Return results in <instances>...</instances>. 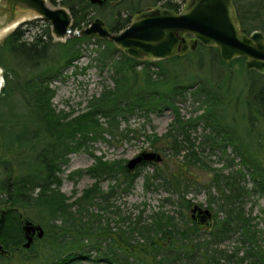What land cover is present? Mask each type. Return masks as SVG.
<instances>
[{
    "label": "trees",
    "instance_id": "16d2710c",
    "mask_svg": "<svg viewBox=\"0 0 264 264\" xmlns=\"http://www.w3.org/2000/svg\"><path fill=\"white\" fill-rule=\"evenodd\" d=\"M49 2L68 9L72 29L87 26L96 17L92 11H98L105 19L106 14L101 12L103 7L90 0ZM232 3L242 32L248 34L254 29L264 32V15L260 12L264 0H232ZM163 6L178 12L182 4L167 0ZM136 13L140 11L117 10L111 16V24L106 23V19L105 23L109 30L117 32L125 28ZM23 32L20 27L14 29L0 44V66L4 70V86L0 90V165L4 172L0 177V211L8 206L0 243L7 253L22 250L33 253L20 255L12 262L7 253L0 254V264H68L77 258L90 257L92 250L96 260L107 264H217L221 258L229 260L234 255L216 247L232 231H239L242 241L248 242L239 260L249 257L250 264H264L259 231L242 208L234 204L248 193L258 192L264 196V74L247 69L245 57L222 60L218 48L212 45L200 44L184 54L150 60L128 56L112 42L98 37L76 36L66 38L65 42H54L49 26L29 41L23 38ZM90 39L96 45L101 67L108 66L111 70L114 84L93 95L83 112L71 116L53 107L55 91L50 84L65 66L80 58L82 43ZM204 55L225 69L218 75L223 91L213 82L207 87L209 81L203 77L193 81L190 71L184 69L179 73L178 66ZM20 64L22 69H29L25 76L18 71ZM234 65L237 67L227 71V67ZM34 69L37 71L33 72ZM236 71L246 74V79L236 86L240 87L241 95L233 98L228 96L229 88L225 80L221 81V76L223 73V76H231ZM193 86L196 87L191 93L199 101L202 112L185 118L175 103ZM234 100L243 103L246 109L242 129L226 119L225 109ZM164 108H169L174 116L166 132L162 136L156 133L146 136L154 147L163 141L173 158L181 154V160H177L176 171L167 177L156 163H151L154 169L145 176V185L152 183L151 178L163 180L165 187L178 197L179 213L192 205L191 199L186 197L189 186L186 172L199 161L190 131L203 123L208 129L205 141L210 148L225 152L228 146L232 147L234 155L226 165L239 157L236 163L241 167L235 173L215 172L212 177L211 185L219 192L213 200L221 201L218 208L224 216L217 219L214 216L211 230H205L191 215L177 222L173 213L160 209L153 210L148 221L141 219V215L135 219L121 218L113 197L118 187L123 190L132 187L141 166L128 172L119 160L109 162L100 155L94 156L93 164L85 170L94 182L68 201L59 189V174L69 160V153L86 148L91 141L104 139L105 134L116 140L124 139L130 132L137 131L128 125L132 115L140 113L148 121L151 113ZM121 122H125L122 128ZM2 149L14 152V156L11 157L10 152L7 156ZM7 157L12 170L6 163ZM246 173L253 183L250 189L239 181ZM102 179L112 182L106 190L100 186ZM19 209L31 212L30 216L44 229L43 237L35 240L40 242L38 248L35 241L29 248L22 247L25 238ZM107 212L120 217L116 226H110ZM123 222L126 226L122 227Z\"/></svg>",
    "mask_w": 264,
    "mask_h": 264
},
{
    "label": "rangeland",
    "instance_id": "374dc122",
    "mask_svg": "<svg viewBox=\"0 0 264 264\" xmlns=\"http://www.w3.org/2000/svg\"><path fill=\"white\" fill-rule=\"evenodd\" d=\"M166 1L167 0H107L99 7H103L101 12L106 14V23L111 24V16L115 15L117 10L126 13L134 10L141 12L146 6L163 8V4ZM172 1L182 4V9L190 0ZM47 2L52 7L64 6L61 4L54 5L50 3L49 0H47ZM260 12L264 15V8L261 9ZM92 14L94 16L96 15V17H101L105 21V19L99 15L98 11H92ZM0 23H3V26L0 27V44H2L3 39L9 33L18 27L23 29V38L27 41L31 40L34 34L44 33L47 26H49L51 33L50 25L47 21L37 17L35 13L24 10V8L10 6L6 0H0ZM52 38L54 42H65L68 37L57 39L52 35ZM95 46L93 39L84 41L81 45L80 58L74 60L70 65L65 66L61 70V75L51 82L50 86L55 91L52 98V105L55 110L68 112L71 116L77 115L86 109L87 102L93 95H98L104 87L113 86L114 82L111 77L112 72L109 70L108 66L101 67V62L98 60ZM236 67L237 65L227 67V71ZM17 68L20 75L23 74L25 76L29 71L28 68L22 69L23 67L21 64L18 65ZM152 69H154V67H152ZM177 69L179 73H182L184 69L192 72L193 81L203 77L207 82L209 81L207 87L211 86V82H213L217 88L220 83L218 75H221L223 70L225 71V69L216 62H210L206 55L196 60L193 59L192 63L178 66ZM36 71L37 69H34L33 72ZM223 74L221 76V81L224 83L225 80L226 88H229L230 93L228 96H233V98L239 97L241 95L240 87L236 88V86L244 82L246 74L241 71L233 72L231 76H223ZM3 75L4 70L0 66V76L3 77L4 81ZM185 76L186 75H181L180 77L185 78ZM3 86L4 83L1 88ZM195 87L196 86H193L187 89L183 97L179 98L175 103L181 115L185 118L193 117L202 112L199 108V101L194 99L191 93ZM219 88L221 91L224 90L223 86ZM16 99L17 102H19L18 96H16ZM245 111L246 109L243 103H239L237 100L232 101L225 109L227 122H231L233 125L242 129L246 123L245 117L243 118ZM173 117V113L169 108H164L161 112L151 113L148 121L145 120L142 114L135 113L129 118L128 125L137 131L133 133L130 132L126 138H119L116 140L110 138L109 134H105L104 139L91 141L86 148L72 151L68 154L69 160L62 166V172L59 174L61 178L60 191L64 193L68 201H71L76 196L80 195L85 188L89 187L94 182V178L88 175L85 170L93 164L94 156L99 155L109 162L119 160L121 164L124 165L129 158H132L140 151H157L163 157L162 161L156 163L158 169L166 177L169 176L176 171V163L178 159L181 160V154L173 158L172 151L166 147L163 141L158 142L156 147H154L151 140L146 135L156 133L158 136H162V134L166 132L169 123L173 120ZM124 125L125 122H121L120 128L124 127ZM205 134H208V129L203 127V123H200L195 130L190 131V140L195 144V150L199 159L196 165L191 166L189 171L186 172L188 175L187 177H189L186 197L191 199V207L185 210L181 209L179 213L177 195L172 194L171 190L165 187L161 179L151 178L152 183L148 186L145 185V176L151 174L154 169L153 165L148 163L141 165L140 172H138L133 179L132 187L129 190H123L120 189V187L116 190L113 203L119 207L121 218L130 216L131 219H135L141 215V219L148 221L150 219L149 214L153 210L160 209L173 213L178 222L184 220V218L186 219V215H190L191 208L196 204L200 207L208 208L211 211L212 218L210 223L203 225L205 230H211L215 221L214 216H216V219L224 216V212L218 208V203L221 201L213 200L219 196V192L215 186L211 185L212 177L215 172H222L225 175L235 173L240 164L238 165L236 163L239 162V157L236 156L234 158L235 162L226 165L234 155V153H232V147L228 146L225 152L221 149L210 148L209 143L205 141ZM252 134L253 132L251 131L249 138L252 137ZM2 152L4 154L6 153L7 156L10 152V156H14V152L12 151L4 152L2 149ZM34 153L35 151H33L31 155ZM5 160L6 163L11 166L10 159L7 157ZM3 173L2 166L0 165V177H2ZM239 181L241 185H245L248 189L252 187L253 183L248 173L244 176H240ZM111 183L112 182L108 179H102L100 186L103 190H106ZM208 204H210V207L207 206ZM234 204L242 208L246 217L251 218V222L255 225V229L259 231V243L264 248V196L258 192L248 193ZM1 208L2 206L0 209ZM18 211L26 218H30L35 223H39L36 218L34 219L31 217L32 215L30 216V214H32L31 212L27 213L21 209ZM35 214L36 212L34 211L33 216H35ZM180 214L183 216L181 215V217ZM107 216L110 226L112 227L116 226V223L120 220V217L113 213L107 212ZM123 226H126L125 222H123L122 227ZM39 246L40 242L35 241V248ZM213 246L215 247V245ZM216 247L226 251L228 254H234L229 260L221 258L217 264H250L249 257H246L242 261L239 260L241 256H244V251L248 247V242L242 241V236L239 231H232L229 237L220 240ZM11 253L8 252L6 255H8L9 261L12 262L18 259L20 255L30 256L33 252L22 250L21 252ZM89 254L90 257L77 258L68 264H107L95 259L96 254L94 250L90 251Z\"/></svg>",
    "mask_w": 264,
    "mask_h": 264
},
{
    "label": "water",
    "instance_id": "95a60500",
    "mask_svg": "<svg viewBox=\"0 0 264 264\" xmlns=\"http://www.w3.org/2000/svg\"><path fill=\"white\" fill-rule=\"evenodd\" d=\"M107 0H90L99 6ZM10 6L24 8L47 21L52 35L57 39L76 36H92L106 39L126 55L136 59L163 60L194 50L198 45L218 48L224 61L245 57L247 69L264 73V34L254 29L246 34L241 31L232 0H190L180 11L146 6L120 31L109 30L105 21L97 16L80 29H72V17L64 6L52 7L47 0H6ZM3 23H0V27ZM189 34V35H188ZM0 79H3L0 76ZM1 88V86H0ZM163 160L157 151L143 150L129 158L124 168L134 171L138 166ZM8 206L0 211V232ZM191 216L200 225L209 224L211 211L198 205L191 208ZM21 216L24 235L23 248L44 235L41 224ZM7 250L0 244V254Z\"/></svg>",
    "mask_w": 264,
    "mask_h": 264
},
{
    "label": "flooded vegetation",
    "instance_id": "af4514ba",
    "mask_svg": "<svg viewBox=\"0 0 264 264\" xmlns=\"http://www.w3.org/2000/svg\"><path fill=\"white\" fill-rule=\"evenodd\" d=\"M191 212V211H190ZM190 215H191V213H190ZM191 218L193 219V220H195L198 224H199V222L197 221V219L196 218H193L192 216H191ZM212 218V217H211ZM1 244V243H0ZM6 254V253H5Z\"/></svg>",
    "mask_w": 264,
    "mask_h": 264
},
{
    "label": "clouds",
    "instance_id": "9594fccd",
    "mask_svg": "<svg viewBox=\"0 0 264 264\" xmlns=\"http://www.w3.org/2000/svg\"><path fill=\"white\" fill-rule=\"evenodd\" d=\"M4 83L3 79H0V86H2Z\"/></svg>",
    "mask_w": 264,
    "mask_h": 264
}]
</instances>
